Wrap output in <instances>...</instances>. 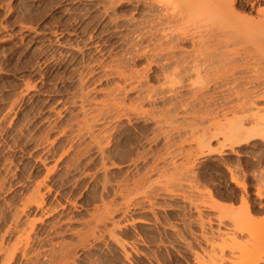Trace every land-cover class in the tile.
Masks as SVG:
<instances>
[{"label":"rangeland","instance_id":"374dc122","mask_svg":"<svg viewBox=\"0 0 264 264\" xmlns=\"http://www.w3.org/2000/svg\"><path fill=\"white\" fill-rule=\"evenodd\" d=\"M201 1L0 0V264L162 263L171 253L159 251L160 238L184 226L168 219L162 226L156 213L167 198L178 197L200 211L193 264H202L200 256L212 264L215 250L222 262L217 245L223 238L236 244L223 264H264V246L255 258L248 251L257 245L251 231L264 230V216H255L259 207L264 214V138L237 146L229 135L235 128L228 131L229 122L241 123L231 111L252 76L233 70L239 60L217 69L212 51H204L197 33L211 21L204 25L203 17L215 18L214 7L227 0ZM198 50L207 64L196 72L181 59L191 61ZM151 95L159 101L145 100ZM209 97L217 102L204 108L200 103ZM261 105L251 113L264 114ZM179 124L187 129L168 141ZM243 124L264 129V121ZM205 138L212 149L228 145L224 154L200 156L198 142L209 149ZM183 140L189 142L182 147ZM187 152L199 154L197 162L186 163L181 154ZM205 169L221 178L217 174L203 189L198 177ZM231 170L246 190L232 182ZM228 183L242 193L230 217L207 194L212 190L217 201L214 190ZM244 198L258 220L248 221L243 234ZM107 210L117 212L101 223ZM111 232L127 243L124 248Z\"/></svg>","mask_w":264,"mask_h":264},{"label":"bare ground","instance_id":"6f19581e","mask_svg":"<svg viewBox=\"0 0 264 264\" xmlns=\"http://www.w3.org/2000/svg\"><path fill=\"white\" fill-rule=\"evenodd\" d=\"M211 1V0H210ZM201 2H203V0L201 1ZM208 2V1H207ZM205 3H206V1H205ZM262 3L264 4V0H257V1H255V2H249V1H247V0H245V2H243V3H241L240 5H239V1L238 0H227L225 3L223 2V4L220 6V4H219V6L218 7H214V8H216L215 10V12H214V9L212 10V9H210V10H212L211 12L215 15V14H217L216 15V17L215 18H211V16H212V14H211V16L209 17L208 16V18H211V19H208V18H205V17H203V19H207V20H204L203 22H205V21H207V22H209V21H211L210 22V26L209 25H207V23L205 22L204 23V25H207V26H209V28H208V30H206V31H203L201 28H204V27H202V26H199V27H201V28H199V29H201L202 30V34L201 33H197V34H200L201 36H199V38L201 39V40H203L202 41V43L205 41H207V43H201V46L202 45H204V46H202L205 50L204 51H212V52H210L211 53V55H210V57L212 56V58H211V61H213L214 59H216V61H214V63H215V67L218 69H220L221 67H223L222 68V70L224 69L225 70V66L227 65V62L228 61H230V62H228V63H233V61L235 62V60H239V61H241V64L238 66V68H237V65L233 68V70L235 69H242V72H245L246 74L248 73H250L251 74V76H252V78L251 79H248L247 81H245V86L247 85V86H249V87H247V88H245L241 93H239V94H236V98L239 100V102H240V104L239 105H237V106H235V107H233L232 105V114L234 115V116H236L237 117V119H239L240 121H241V123H235L234 121L233 122H229V123H232V124H229L230 125V130L228 129V131H230L231 132V128H235V130L233 131V133L232 134H229V135H232L231 136V138L233 139V141H234V144H236L237 146H241V145H243V144H246L247 145V143H248V145H250L251 143H249V142H254L255 140H257V139H260V140H263V139H261V138H264V129L263 128H261V127H252V128H245L244 127V124H243V122L244 121H251V122H257V121H264V114H262L261 112H262V109H260L261 110V112L260 111H257V112H254V113H251V110L252 109H255V108H258L259 109V107H260V105L261 104H263L264 103V7H260L261 5H262ZM202 4V3H201ZM200 4V5H201ZM203 5V4H202ZM206 5H208V3L206 4ZM203 6H205V4L203 5ZM258 6V7H257ZM206 7V6H205ZM204 7V8H205ZM174 8V7H173ZM178 8H180L179 6H178ZM195 8V7H194ZM203 8V7H202ZM203 8V9H204ZM207 8V7H206ZM209 8V7H208ZM172 9V8H171ZM182 9V8H181ZM170 10V9H169ZM173 10V9H172ZM174 10H176V9H174ZM197 10V9H196ZM200 10V9H199ZM198 10V11H199ZM205 11V10H204ZM173 12V11H172ZM194 12H196V11H194ZM203 12V11H202ZM199 13V12H198ZM197 13V14H198ZM254 13H256L257 15L255 16L254 15ZM172 14H174V12L172 13ZM195 14V13H194ZM200 14H202V13H200ZM196 15V14H195ZM201 16V15H200ZM173 17H176V15H174ZM207 17V16H206ZM202 19V18H201ZM200 21V20H199ZM198 21V22H199ZM202 22V20H201V22L200 23H203ZM199 23V24H200ZM202 25V24H201ZM203 25V26H204ZM207 26H205V28L207 27ZM204 28V29H205ZM197 29H198V27H197ZM200 30V31H201ZM203 32H206V33H204L203 34ZM194 33V32H193ZM206 34V35H205ZM204 35V36H203ZM189 37V36H188ZM192 37V39H193V36H191ZM197 37V36H196ZM195 37V38H196ZM184 39V38H183ZM186 39V38H185ZM187 40H189V39H187ZM190 40H191V38H190ZM194 40V39H193ZM184 41H186V40H184ZM192 41V40H191ZM193 42V41H192ZM194 43V47H195V41L193 42ZM200 43V42H199ZM209 44H211V45H209ZM207 45H209V46H207ZM211 46V47H210ZM231 47H235V49H231ZM239 47V48H238ZM179 48V47H178ZM161 50V49H160ZM162 51V50H161ZM203 51V50H202ZM203 51V52H204ZM198 53H197V55L196 56H194L193 58L191 57V61H190V58H188L187 60L186 59H181L182 61H181V63H187L186 65H188L189 66V68L190 69H192L193 71H196V72H198V70L200 69V67H202V65H203V62L205 61V57H206V54L205 53H200V51L198 50L197 51ZM200 53V54H199ZM185 54V53H184ZM183 54V55H184ZM199 54V55H198ZM182 55V56H183ZM208 55V56H209ZM185 56H187V55H185ZM189 56V55H188ZM205 56V57H204ZM237 56V57H236ZM190 57V56H189ZM204 57V58H203ZM186 58V57H185ZM208 58V57H207ZM206 58V59H207ZM235 58V59H234ZM237 58V59H236ZM173 59V58H172ZM175 59V58H174ZM208 60V59H207ZM169 61V60H168ZM173 61V60H172ZM178 61V60H177ZM176 61V63H178V64H180V62H177ZM171 62V61H170ZM207 62H210V60L209 61H207ZM205 63V62H204ZM213 63V64H214ZM177 64V65H178ZM207 63H205L204 64V66L206 65ZM171 65V63H168L167 64V66H170ZM177 65H176V67H177ZM180 65H182V64H180ZM167 66H163L162 68L164 69V70H166L167 69ZM214 66V65H213ZM220 66V67H219ZM230 66V64L229 65H227V68L226 69H228V67ZM179 68H180V66H178ZM177 67V68H178ZM182 67V66H181ZM231 67V66H230ZM173 68V67H172ZM185 68V67H184ZM206 68V67H205ZM213 68V67H212ZM231 68V69H232ZM181 69V68H180ZM236 70V71H237ZM166 72V71H165ZM124 90V89H123ZM174 90H171L170 89V92L169 93H171V96H172V98L174 97V98H177V99H179V94L177 95V94H174V92H173ZM153 92V91H152ZM154 93H155V91H154ZM153 93V94H154ZM148 97V98H147ZM146 98L147 99H145V100H148V101H150L153 97H152V95H151V97L150 96H147ZM165 97V96H164ZM169 97H170V95H169ZM168 97V98H169ZM181 97V96H180ZM199 96H197V95H195L194 94V98L196 99V100H198L199 98H198ZM167 98V97H166ZM168 98H167V100H168ZM171 98V97H170ZM210 99L207 101V99L205 98V100H203V102H201L200 104L201 105H203L204 106V108H209V107H211V106H213V105H215V103L217 102L214 98H212V97H209ZM229 99V98H228ZM228 99H225L226 101L228 100ZM153 101L155 100V101H157L156 99H152ZM164 100H165V98H164ZM171 100V99H170ZM186 100V99H185ZM200 100V99H199ZM159 101V100H158ZM151 102V101H150ZM166 102H168V101H166ZM165 103V102H164ZM223 103H225L224 101H223ZM222 103V104H223ZM227 103V102H226ZM221 104V106H220V108L222 109V108H224V105H226V104H224V105H222ZM262 106V105H261ZM227 107V106H226ZM191 108H193V107H191ZM225 109V108H224ZM226 110V109H225ZM255 110H257V109H255ZM264 111V110H263ZM222 112L223 111H218V112H216V114L215 115H213V118L214 119H220L219 118V116L222 114ZM227 113H228V111H227ZM227 113H223V115H222V117H224V119L226 118V116H228V115H226ZM192 115V114H191ZM194 115V114H193ZM196 115V114H195ZM210 115V114H209ZM210 117H212V116H210ZM229 117V116H228ZM171 118V117H170ZM201 119V118H200ZM227 119V118H226ZM225 119V120H226ZM231 119V118H230ZM236 121V120H235ZM259 123V122H258ZM257 123V124H258ZM217 125H220V127H221V121L219 120L217 123H216ZM238 124V125H237ZM260 124V123H259ZM263 125V124H262ZM227 126H228V124H227ZM208 127V126H207ZM172 129H170V131L167 133V139H168V141H169V139H171L172 137L171 136H173L174 134H178V135H181L186 129H187V126H183V124L181 125V124H179L178 126H173V127H171ZM193 128V127H192ZM217 128V127H216ZM194 130V129H193ZM193 130H192V132H193ZM207 130V129H206ZM198 131V130H197ZM227 131V132H228ZM191 132V133H192ZM203 133H205V135H206V133L207 132H203ZM224 133V132H223ZM228 134V133H227ZM204 135V134H203ZM204 135V136H205ZM224 135H226L225 133H224ZM224 135H223V137H224ZM213 137H216V135H214V136H212V138ZM227 137V138H226ZM225 138H226V140L228 139V135L226 136ZM231 138L228 140V142H227V144L229 143V141H230V143H231ZM216 139H217V137H216ZM201 140V139H200ZM203 140H205L204 142V144H206V146L207 147H209V149L205 152L204 150H203V147H201L202 146V143L201 142H198L199 143V150H200V156H208V155H213V154H217V155H223L224 154V149H226L227 147H228V145H223L222 146V148L221 149H212V148H210L211 146H210V143H211V141L210 142H208L207 140H206V138L205 139H203ZM186 142H189V141H187V140H183L182 141V143H181V146L183 147V145H184V143H186ZM203 142V141H202ZM223 144H226V142L225 143H223ZM235 145V146H236ZM171 146V144H170V142H169V147ZM231 147L230 148H232L233 149V144H231L230 145ZM234 146V147H235ZM236 146V147H237ZM168 148V147H167ZM183 149V148H182ZM234 150V149H233ZM170 151V150H169ZM236 153V152H235ZM169 154H171V153H169ZM173 154V153H172ZM181 156H183L184 157V159H185V161H187L186 163H188V164H193V163H195V161L196 160H198L196 157L198 156L199 157V154H194V153H192V152H187V153H182L181 154ZM197 162V161H196ZM173 164H175V162H172ZM219 163V162H218ZM209 165V164H208ZM217 166L218 165H216V168H217ZM220 166V165H219ZM225 166V165H224ZM223 167V166H222ZM211 168H215V167H211ZM224 168V167H223ZM227 169H229V168H227ZM183 170V169H182ZM181 170V171H182ZM189 170V169H188ZM188 170H186V171H188ZM206 170V169H205ZM214 170V169H213ZM224 170V169H223ZM230 170V169H229ZM210 171H212V169L210 170ZM215 171V170H214ZM232 171V170H231ZM183 172V171H182ZM224 172V171H223ZM214 173V172H213ZM222 173V172H221ZM226 173V172H225ZM217 174H219V173H217ZM217 174H215V176H214V178H212L211 180H213V179H215V177L217 176ZM232 174H233V171H232ZM162 175V174H161ZM174 175V174H173ZM180 175V174H179ZM178 175V176H179ZM214 175V174H213ZM235 174H233V176H232V182H234L235 184H237L238 186H242L241 188H244L245 189V185H243V184H245V183H243V184H241L239 181H238V177L237 176H234ZM175 176H176V174H175ZM219 176H220V178H221V174H219ZM242 176V175H241ZM193 177V176H192ZM223 177V176H222ZM237 177V178H236ZM172 178H174V177H172ZM198 178H201V177H198ZM219 178V177H218ZM217 178V179H218ZM224 178V177H223ZM170 180V179H169ZM201 180H202V178H201ZM200 180V181H201ZM204 180V179H203ZM202 180V181H203ZM199 181V180H198ZM199 181V182H200ZM207 181V180H206ZM210 182L211 181H209V184H210ZM213 183V182H212ZM217 183V182H216ZM215 183V184H216ZM205 184V183H204ZM208 184V183H207ZM198 185H200V184H198ZM201 187V186H200ZM205 187V186H204ZM214 187V186H213ZM214 188H216V187H214ZM204 189V188H203ZM206 189V188H205ZM220 189V188H219ZM233 189V188H232ZM222 190V189H221ZM246 190V189H245ZM260 190V189H259ZM152 191V190H151ZM212 190H208V192H207V194L210 196V200H212V204H214V206H218V207H221V209H224V210H228V214H226L225 212H224V215L226 214V217H227V215L230 217V216H232L231 214L229 215V213H231L232 211L234 212V214H235V208L234 207H232V206H226L225 204L224 205H222L221 203H219L218 201H215V199H214V197H213V194H212V192H211ZM218 191V190H217ZM220 191V190H219ZM231 191V190H230ZM229 191V192H230ZM149 193V192H148ZM220 194V193H219ZM215 195V194H214ZM221 195V194H220ZM259 195V194H258ZM222 196H223V194H222ZM260 196H261V194H260ZM174 197V196H173ZM216 197L218 198L219 196H217L216 195ZM215 197V198H216ZM202 198H204V197H202ZM220 199L222 198V197H219ZM218 198V199H219ZM224 201V200H223ZM249 203L250 202H248V200H247V198H244L243 200H242V206H241V208H240V213H241V215H240V217H241V230H240V233H246L247 231H248V229H250V228H248L250 225H249V222L248 221H250V222H254V219H253V217L251 216L252 214H251V212H250V205H249ZM193 206V205H192ZM145 211V210H144ZM117 212V210L115 211H110V210H107L105 213H104V217L102 218V220H100L101 221V223H102V221H105L106 219H108V217H111V216H113V214H115ZM202 212V211H201ZM227 212V211H226ZM199 213H200V211H199ZM202 214V213H201ZM200 214V215H201ZM239 217V216H238ZM158 218V217H157ZM201 218H203V217H201ZM205 219V218H204ZM206 220V219H205ZM145 222V221H144ZM263 222H264V220H263ZM258 223V222H257ZM262 223V222H261ZM210 225V224H209ZM251 225H253V224H251ZM204 226V225H203ZM208 226V225H207ZM258 226V225H257ZM261 226V225H260ZM173 227V226H172ZM205 227V226H204ZM263 227V226H262ZM209 228V227H208ZM207 228V229H208ZM204 229V228H203ZM212 232V231H211ZM251 232H256L255 233V237L256 238H254V240H256L257 242H256V248H255V246H254V244H253V251L252 250H248V251H250L249 252V254L251 253L252 254V256H254L255 255V253L257 254V256H258V253L260 252V247L262 246H264V230L263 231H261V230H259V228H258V230H256V231H251ZM261 232V233H260ZM206 233H209V232H206ZM111 235H112V237H113V239L115 240V242L117 243V244H119L121 247H125V245L127 244L124 240H122V238H119V237H116L115 235H113V233L111 232L110 233ZM211 234H213V232L211 233ZM229 234V233H228ZM252 234H254V233H252ZM206 235H208V234H206ZM205 235V236H206ZM209 235H210V233H209ZM226 235H227V233H226ZM226 235H225V237H226ZM230 235V234H229ZM219 236V235H218ZM228 236V235H227ZM234 236V235H233ZM232 235L230 236V238L231 239H233L234 241L236 240V237H233ZM207 237V236H206ZM206 237H205V239H206ZM210 237V236H209ZM211 237H212V235H211ZM213 238H214V236H213ZM208 237H207V242H208ZM220 239H222V238H220ZM238 239V238H237ZM210 240V239H209ZM212 240V239H211ZM215 240V239H214ZM228 241H230L229 240V238H223V241H222V243H219L218 242V245H217V247L221 250V252H222V254L223 255H221V259H222V262L225 260L224 258V255H225V251L227 250V249H231V250H233V246H236V244L235 245H233V244H231V243H229ZM237 241V240H236ZM242 242V241H241ZM239 244V243H238ZM214 245V244H213ZM201 246V245H200ZM244 246H247V244L245 243L244 245H243V248L245 249V247ZM252 246V245H251ZM240 247V246H239ZM242 247V246H241ZM248 247V246H247ZM264 248V247H263ZM263 248H261L262 250H263ZM242 249V248H241ZM215 250V249H214ZM154 251V250H153ZM247 251V252H248ZM256 251V252H255ZM214 252V251H213ZM215 252H216V254L214 253H211L212 254V256H210V261H211V263L212 264H218L219 262L218 261H220V260H218L217 261V259H218V254H217V251L215 250ZM243 252V251H242ZM246 252V253H247ZM263 252V251H262ZM261 252V253H262ZM170 253V252H169ZM167 254H168V252H167ZM196 254V253H195ZM202 254V253H201ZM250 254V255H251ZM263 254V253H262ZM170 255V254H169ZM197 255V254H196ZM125 256H126V259L127 260H130L129 258H130V255L129 254H125ZM171 256V255H170ZM172 256H173V254H172ZM199 256V255H198ZM208 256V255H207ZM206 256V257H207ZM256 256V257H257ZM259 256H260V254H259ZM204 257V256H203ZM203 257H201L200 256V258H201V260H202V264H208L207 262H209V261H207L206 262V260L205 259H207V258H203ZM254 258H255V256H254ZM259 258V257H258ZM158 259V258H157ZM178 261V260H177ZM218 263H217V262ZM176 262V261H175ZM222 262H220L219 264H223ZM210 263V262H209ZM225 264V263H224Z\"/></svg>","mask_w":264,"mask_h":264},{"label":"flooded vegetation","instance_id":"af4514ba","mask_svg":"<svg viewBox=\"0 0 264 264\" xmlns=\"http://www.w3.org/2000/svg\"><path fill=\"white\" fill-rule=\"evenodd\" d=\"M222 176L226 178L228 182L230 181L229 174L228 175L223 174ZM199 177H201L202 180L204 179L203 181L202 180L200 181L201 183L200 188H203L204 186L210 188L209 184L207 183H209V180L214 177L213 172L207 171V170L201 171L199 174ZM229 186L230 185L228 183L226 188H224L225 186H223V188H221L222 190L220 189L214 190L215 194L222 197V199L224 200L232 199L240 203L241 196H242L241 190L235 189V188L234 190L233 189L231 190L228 188ZM163 205L164 207L162 208V211H163L162 213L155 212L156 214L160 215L159 221H161V225L164 224L162 226H166V224L163 223V220L168 219L171 221L170 222L171 224H172V221H175V223L181 226H184V228H179V232H176V231L164 232L165 234L163 238L162 239L160 238V240L164 244L162 245V248L159 251L160 252L162 251L164 253L170 252L171 256L168 254L169 255L168 258L167 259L164 258L162 260V263H159V264H193L194 258L192 256V251L195 250L196 243L194 241V237L192 236V232L194 234H197V231H198V227L195 222L199 218L198 210L195 208V206H192V204L188 200H184L179 197L178 198H167V201L164 202ZM203 211H204L203 213L204 217L210 216L209 210L203 209ZM186 226L189 227L188 230H186ZM149 236L151 237V235ZM188 243H189V246H188ZM148 264H149V261H148Z\"/></svg>","mask_w":264,"mask_h":264},{"label":"crops","instance_id":"0c3cea01","mask_svg":"<svg viewBox=\"0 0 264 264\" xmlns=\"http://www.w3.org/2000/svg\"><path fill=\"white\" fill-rule=\"evenodd\" d=\"M231 190H232V188H230ZM233 190H234V187H233ZM254 194H256V192H253ZM255 200H256V202L258 201V199L257 198H254ZM224 199H217V201L219 202V203H221L222 205H226V206H236V207H238L239 205H240V203H241V201H240V203H238V202H236L235 200H232V199H230V200H224ZM261 202V201H260ZM237 203V204H236ZM234 206V208H236ZM259 210V211H258ZM256 213H257V215H255L257 218H262L263 216H264V214L261 212V207H259V208H257V210L255 211ZM252 215V217H253V219H256V220H258L257 218H255V216H254V214H253V211H252V213H251Z\"/></svg>","mask_w":264,"mask_h":264}]
</instances>
